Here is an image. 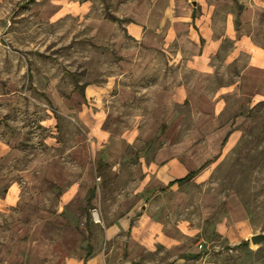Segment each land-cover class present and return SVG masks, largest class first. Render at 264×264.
Wrapping results in <instances>:
<instances>
[{
	"label": "rangeland",
	"instance_id": "rangeland-1",
	"mask_svg": "<svg viewBox=\"0 0 264 264\" xmlns=\"http://www.w3.org/2000/svg\"><path fill=\"white\" fill-rule=\"evenodd\" d=\"M182 1L176 14L188 23L148 43L130 36L125 21L92 27L108 0H90L86 12L78 5L87 0H0V145H8L0 156V264H86L105 243L104 226L138 209L140 160L170 147L199 171L154 199L175 202L168 222L182 252L153 260L190 251L202 256L184 264H264V242L250 240L264 234V105L253 99L264 77L236 75L249 60L225 62L230 40L213 72L196 71L190 61L204 41L187 16L207 8L216 36L227 16L251 5L239 13L237 38L257 50L264 10L259 0ZM177 86L189 100L171 99ZM99 130L106 142L95 141ZM127 237L113 239L112 264L124 262L117 249Z\"/></svg>",
	"mask_w": 264,
	"mask_h": 264
},
{
	"label": "crops",
	"instance_id": "crops-1",
	"mask_svg": "<svg viewBox=\"0 0 264 264\" xmlns=\"http://www.w3.org/2000/svg\"><path fill=\"white\" fill-rule=\"evenodd\" d=\"M178 1L179 0L176 2L174 0H108V3L105 4V8L102 9V11L105 10V15L102 16L101 19H95L97 23L95 22V24H92V27H110L112 22H115L110 17L114 16L118 18L120 22L122 21L121 23L125 21L126 25H124V27L128 30L130 36H134L135 38L142 37L144 42L147 41L148 43H152L153 40H159L160 42L162 38L165 37V29L182 28L184 23H188L187 19L177 17L178 14L176 13L179 12V9L182 8L183 5V1L180 3ZM256 6L264 10V0H259ZM78 7L80 12H86L88 8H92L90 6V0H87V2H84L81 6L79 4ZM248 7L241 5L240 11L235 15V19L231 15L227 16L223 24L222 34L216 36H214V33L211 31L212 28L210 24L213 26V21L211 19L212 16L208 14L207 8L205 10L206 14L202 13L197 16L195 15V9H192L191 13L187 15L192 19L190 23L191 25L193 23L196 34L204 41V48L201 54L198 53L193 57V60L190 61L192 67L194 66L193 68H195L196 71L198 69L202 72H206V74L211 73V70L213 72L211 67L212 59L219 54L225 40H230L234 46L226 55L225 62L229 60H232V62L240 61L243 56H247L249 60L247 66L241 69L240 67L238 68L236 75L239 77V75L256 71L264 77V46L256 50L255 45L250 40L251 38H237V32L239 28H242V16H240L239 13L242 12L241 15H243ZM125 12L126 15L123 14ZM244 25L245 27H250L248 24ZM204 30H206L205 34L203 33ZM193 40L195 44H197V40L194 37ZM186 90L184 86L175 87V93L173 97L171 96V99L177 101L179 104L182 101L186 102L189 100V92ZM86 91L87 89L85 87V94ZM258 97L259 102L264 101V89H261V92H257L253 99ZM94 136L95 141L99 142H104V140L106 142L108 139L107 133L101 130L95 133ZM7 146V144L1 143L0 156L7 154ZM170 150L173 152L171 153V151H167L164 148L158 150L157 156L159 157H156V160H151L148 163L142 161V159L140 160L141 164H139V167L141 178L139 180L141 185L136 193L139 194L137 198V203L140 204L138 209L131 205L129 209L121 214L119 218H116L112 224L106 227L104 226V231L101 235L105 243L95 246L86 264H112L113 259H111V257H113V255L111 256V254L116 252L113 239L121 235H127L129 241H126L123 247L117 249L119 251L121 250V256L124 260V262L117 264H184L187 261L180 257L182 254L173 257L174 259L167 263L160 260H153L157 258L159 254H171L176 251L178 254L182 252L181 244L176 239L177 234L175 233H177V231H170L168 222L173 218L171 216H174L171 207L175 206V202L167 198L161 199L158 197L156 199L158 202L156 201V203L154 199L159 196L160 193L164 194L176 190L179 186L177 183L166 188L176 179L183 178L192 171H199V168L195 169L192 167V163L182 162L179 157L180 155L175 153V147H170ZM165 152L168 154V157L161 159L160 155H163ZM190 181H192V179ZM165 188L166 190H162ZM159 189L161 190L159 191ZM67 193L68 192H65L63 194V199ZM70 198L71 197H69L68 201L64 202L65 205L71 202L72 199ZM99 202L103 203L101 200ZM154 203L157 205H154ZM178 228H180V226ZM189 252L190 251L184 254ZM145 256L150 257V260H146L147 258H145Z\"/></svg>",
	"mask_w": 264,
	"mask_h": 264
},
{
	"label": "trees",
	"instance_id": "trees-1",
	"mask_svg": "<svg viewBox=\"0 0 264 264\" xmlns=\"http://www.w3.org/2000/svg\"><path fill=\"white\" fill-rule=\"evenodd\" d=\"M110 18H111L113 21H120L118 18H116V17H114V16H111ZM84 88H85V87L82 88V93H83V94H84ZM258 105H259V106L264 105V101L259 102ZM263 133H264V132H262L261 134H263ZM226 140H227V138H226L225 141L223 142L222 147H224ZM197 172H198V171H192V172H190L188 175H186L185 177L180 178V179H176L173 183H171V184H170L168 187H166V188H169V187H170L172 184H174V183H177V184H179V185H182V184H184V183L190 181L191 179H193V178L195 177V175L197 174ZM166 188H165V189H162V190H166ZM94 197H95V191H91V195H90V198H89V202H90L92 199H94ZM248 244H249L248 241H243V242H241L237 247L248 246ZM237 247H235V248H237ZM201 256H202L201 253H187V254H182V255H180L181 258H184V259H186V260H188V259H191V260H192V259H193V260H197V259H199Z\"/></svg>",
	"mask_w": 264,
	"mask_h": 264
},
{
	"label": "water",
	"instance_id": "water-1",
	"mask_svg": "<svg viewBox=\"0 0 264 264\" xmlns=\"http://www.w3.org/2000/svg\"><path fill=\"white\" fill-rule=\"evenodd\" d=\"M252 244L254 245H260L261 243L264 242V234H256L251 236L250 238Z\"/></svg>",
	"mask_w": 264,
	"mask_h": 264
}]
</instances>
